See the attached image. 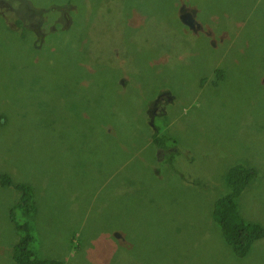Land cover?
Here are the masks:
<instances>
[{
    "label": "rangeland",
    "instance_id": "1",
    "mask_svg": "<svg viewBox=\"0 0 264 264\" xmlns=\"http://www.w3.org/2000/svg\"><path fill=\"white\" fill-rule=\"evenodd\" d=\"M26 1L0 0V264L28 234L50 264H264L213 220L241 166L264 226V0H30L44 41Z\"/></svg>",
    "mask_w": 264,
    "mask_h": 264
},
{
    "label": "trees",
    "instance_id": "2",
    "mask_svg": "<svg viewBox=\"0 0 264 264\" xmlns=\"http://www.w3.org/2000/svg\"><path fill=\"white\" fill-rule=\"evenodd\" d=\"M219 76L223 75L221 70H217ZM157 136L153 138L158 148H164ZM171 152V151H170ZM172 152H177L173 150ZM170 154V153H169ZM253 172L245 169L244 167H235L230 170L226 176L229 194L221 196L213 207V220L220 227L223 237L239 257H244L248 254L251 247L256 242L264 238V226L257 225L252 222H244L239 218L237 199L248 185L250 179L253 177ZM0 180L5 185H12L13 182L8 175H1ZM18 189L28 194L31 193V188L28 185H18ZM31 197L26 196L24 200H31ZM18 207H23L22 204ZM34 208V206L32 205ZM240 220V221H239ZM31 239L28 234L27 237L22 239L19 245L14 249L13 258L16 264H50L52 261L42 260L33 256L28 248L29 240ZM119 238L116 237V240Z\"/></svg>",
    "mask_w": 264,
    "mask_h": 264
},
{
    "label": "flooded vegetation",
    "instance_id": "3",
    "mask_svg": "<svg viewBox=\"0 0 264 264\" xmlns=\"http://www.w3.org/2000/svg\"><path fill=\"white\" fill-rule=\"evenodd\" d=\"M24 6L26 7V11H27V13L29 14V16H31V19L27 21V24H30V26H31L32 28H37V29H39V30H40V37L38 38V40H39V41H44L45 38H46L47 33H46V31L42 28V25H41V24H42V22H43V19H42V18L44 17V14L46 13V11H44V10H39V11L34 10V9L32 8V6H31V3H30L29 1H26L25 4H24ZM37 15L41 17V21H40L39 24L35 23V20H34V18H35ZM56 23H57V21H56ZM23 25H24V24H23ZM49 28H50L51 31L55 30L54 27H49ZM160 99H161V98L157 99L156 104L160 101ZM158 110H159V109L156 107V108L151 112V117H154L155 115H161V113H158V112H157ZM162 156H163V155H162ZM162 156H161V158H162Z\"/></svg>",
    "mask_w": 264,
    "mask_h": 264
},
{
    "label": "water",
    "instance_id": "4",
    "mask_svg": "<svg viewBox=\"0 0 264 264\" xmlns=\"http://www.w3.org/2000/svg\"><path fill=\"white\" fill-rule=\"evenodd\" d=\"M194 14H195V12H194ZM179 17H180L181 22L189 30H191L195 33H198L200 30H202V27L197 22L195 15H193L191 12L187 11L185 6L181 7Z\"/></svg>",
    "mask_w": 264,
    "mask_h": 264
},
{
    "label": "clouds",
    "instance_id": "5",
    "mask_svg": "<svg viewBox=\"0 0 264 264\" xmlns=\"http://www.w3.org/2000/svg\"><path fill=\"white\" fill-rule=\"evenodd\" d=\"M12 1H13V0H12ZM12 1H11V0H7V6H9V4H10ZM27 1L30 2V0H27ZM165 95H166V94H164V96H165ZM160 98L162 99V97H160ZM158 99H159V98H158ZM161 99H160V101H161ZM156 101H157V100H155L154 103H153V104H154V109L160 104V101H159L157 104H156ZM154 109H151V112H152ZM160 110L162 111V112H160L161 115H162V114H163V109L161 108ZM155 116H156V115H155ZM155 116H154V117H155ZM169 152H170V151H169ZM29 235H30V234H29ZM27 236H28V235H27ZM27 236H26V237H27ZM30 237H31V239H32V236H31V235H30ZM22 239H24V238H22ZM22 239H21V241H22ZM31 239L29 240V244H30ZM21 241H20V242H21ZM19 244H20V243H19ZM19 244H18V245H19ZM29 244H28V248H29V250L32 252L33 256H35L34 253H33V251L30 249ZM16 246H17V245H16ZM16 246H15V247H16ZM15 247H14V249H15ZM14 249H13V254H14ZM13 260H14V258H13ZM45 261H46V260H45Z\"/></svg>",
    "mask_w": 264,
    "mask_h": 264
}]
</instances>
